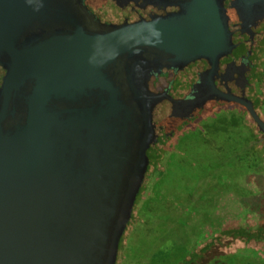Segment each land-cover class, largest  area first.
<instances>
[{
    "label": "water",
    "instance_id": "1",
    "mask_svg": "<svg viewBox=\"0 0 264 264\" xmlns=\"http://www.w3.org/2000/svg\"><path fill=\"white\" fill-rule=\"evenodd\" d=\"M37 4L0 0V62L12 51L23 22L34 18ZM236 7L245 29L264 17V0H240ZM69 47L54 46L44 53H58L52 59L65 62L73 52L98 63L157 48L174 56L176 66L206 58L212 69L190 99L173 101L177 115L183 107L192 111L218 95L213 77L234 45L223 0H196L179 13L124 25L78 50ZM19 58V53L13 57L1 95L27 71ZM65 75L60 70L47 76L62 80ZM133 95L132 120L119 128L108 125L94 142L85 138V145L83 137H64L60 130L58 137L71 141V149L65 142L59 149L50 140L55 139L52 126L5 124L4 111L0 114V264H117L155 140L153 108L163 99L147 88Z\"/></svg>",
    "mask_w": 264,
    "mask_h": 264
},
{
    "label": "flooded vegetation",
    "instance_id": "2",
    "mask_svg": "<svg viewBox=\"0 0 264 264\" xmlns=\"http://www.w3.org/2000/svg\"><path fill=\"white\" fill-rule=\"evenodd\" d=\"M195 1L38 0L34 18L23 22L12 51L0 62V91L17 53L27 69L16 86L0 94L4 123L52 126L49 129L55 139L50 140L59 149L65 142L58 137L60 130L64 137H83L86 145L85 138L94 142L108 125L119 128L132 120L136 114L133 92L147 88L163 97L153 108L155 140L147 151L149 165L130 222L175 159L191 147L197 148L200 141L215 136L223 141L214 144L221 152L242 149L246 155L260 152L264 157V130L253 114L264 124V17L245 29L236 7L240 0H223L234 47L220 59L213 77L218 95L192 111L183 107L177 115L173 101L190 99L198 91L202 76L212 69L206 58L179 67L174 56L146 48L112 60L104 57L98 63L93 56L88 61L72 52L71 61L62 62L52 59L60 54L45 55L44 51L67 44L72 45L71 50H78L114 29L179 13ZM248 7L253 9L252 4ZM60 70L67 72L65 79L47 76ZM71 145V141L65 142L69 149ZM124 244L122 238L118 259Z\"/></svg>",
    "mask_w": 264,
    "mask_h": 264
},
{
    "label": "rangeland",
    "instance_id": "3",
    "mask_svg": "<svg viewBox=\"0 0 264 264\" xmlns=\"http://www.w3.org/2000/svg\"><path fill=\"white\" fill-rule=\"evenodd\" d=\"M216 143L223 141L215 136L200 141L169 166L158 186L160 199L144 206L126 240L122 264H178L185 257L184 239L196 238L194 229L199 225L227 217L246 218L261 205L264 157L260 152L246 155L242 149L221 152ZM193 208H197L196 217L185 214ZM213 264L262 263L240 252Z\"/></svg>",
    "mask_w": 264,
    "mask_h": 264
},
{
    "label": "trees",
    "instance_id": "4",
    "mask_svg": "<svg viewBox=\"0 0 264 264\" xmlns=\"http://www.w3.org/2000/svg\"><path fill=\"white\" fill-rule=\"evenodd\" d=\"M198 186L200 187V185ZM203 186L201 185V187ZM158 191V187L155 188L154 193L140 203L126 234L123 236L124 243L141 219L140 215L144 206L152 200L160 199L157 197ZM193 209L188 215L196 217L197 208ZM252 210V213L248 214L246 218L227 217L225 220L215 219L205 226L199 225V229H194L196 238H189V242L184 239L185 257L178 264H213L223 257L236 255L240 252H247L252 260L264 264V199L261 205L255 206ZM122 261L121 255L117 264H122Z\"/></svg>",
    "mask_w": 264,
    "mask_h": 264
}]
</instances>
